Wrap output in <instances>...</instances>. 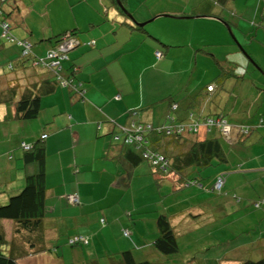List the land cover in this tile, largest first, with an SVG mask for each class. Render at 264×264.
<instances>
[{"label":"crops","instance_id":"crops-1","mask_svg":"<svg viewBox=\"0 0 264 264\" xmlns=\"http://www.w3.org/2000/svg\"><path fill=\"white\" fill-rule=\"evenodd\" d=\"M122 1L128 13L93 11L85 3L64 29L76 30L80 44L68 53L70 60L61 72L73 83H82L84 98L58 85L42 95V108L34 119H17L13 102L0 103V203L24 185L21 143L33 144L47 134L41 140L46 153L42 212L46 246L51 250L18 262L124 264V251L137 261L160 264H238L263 256L264 210L255 208L253 201L264 194V79L249 68L247 59L260 67V60L264 64V0ZM11 2L5 0L3 9L12 27L23 26L13 34L36 44L35 52H45L50 44L34 36L29 22L36 0L30 5L25 0ZM138 22H144L143 29L133 27ZM63 31L52 29L43 37ZM91 40L93 44H87ZM18 52L11 43L0 42V70L7 60L15 64L12 72L0 71V90L54 78L52 72L18 58ZM71 64L77 66L72 74ZM224 68L232 72L219 78ZM252 93L255 96L249 99ZM170 99L178 102L175 114L180 119L189 110L201 116L219 112L231 126L248 124L251 130L244 140L228 146L226 162L214 163L210 170L187 166L159 182L148 161L114 143L109 120L160 124ZM240 101L238 108L232 107ZM137 109L135 115L130 113ZM150 135L160 138L155 132ZM186 144L169 143L165 150L159 142V150L175 161ZM218 174L225 176L221 194L209 190ZM182 176L198 178L203 188L179 184ZM72 192L78 193L79 203L66 201L65 195ZM159 213L169 216L177 235L179 253L173 256L159 253L154 245ZM0 224L7 240L0 249L7 251L13 221L2 218ZM123 229L129 230L128 236ZM74 234L90 238L85 245L67 244Z\"/></svg>","mask_w":264,"mask_h":264},{"label":"trees","instance_id":"trees-1","mask_svg":"<svg viewBox=\"0 0 264 264\" xmlns=\"http://www.w3.org/2000/svg\"><path fill=\"white\" fill-rule=\"evenodd\" d=\"M115 5L119 6L115 0H112ZM122 4L124 2L120 0ZM3 2L0 0V9L2 10V15L0 17V21L8 24V32L6 35H2V26L0 25V38L4 42L11 43L19 49L18 58L23 60H30L31 66L43 69L45 71L52 72L54 78H47L45 81L35 82L33 84H28L26 86H21L19 83L15 85H11L10 87H6L5 89L0 90V103L6 102L15 104V117L17 119H34L38 116L41 111V99L42 95L46 93L52 92L56 86L62 85L61 80H66L65 87H69V92H73L74 94L79 95V99L84 98L85 88L82 87L81 82L73 83V78L68 75H62L63 72V64L70 60L68 53L74 49L76 46L80 44V40L75 36L77 33L74 29L64 30L59 34L54 35L51 38L41 37L39 40L44 41V43L50 44V46L45 50V52L39 54L34 51V44L29 39L24 37H17L12 32V22L7 17V13L3 9ZM143 25L134 24L133 27L135 29H143ZM68 33L70 36L75 37L78 42L76 46H74L71 50L67 52V59L61 61V67L56 70H52L49 66V57L48 54L52 51L58 50L59 43L61 42L62 36ZM157 39V38H154ZM92 41V40H91ZM88 41L87 44H93ZM94 42V41H92ZM7 44V43H6ZM161 56V52L157 50ZM156 52V51H155ZM156 55V54H155ZM157 56L156 57H160ZM4 71L12 72L15 70V64L11 60H7L3 63ZM6 68V69H5ZM71 73L77 71V66L75 64H71L69 67ZM224 74L219 76V78H224L225 75L232 72L229 68H224ZM60 78L58 79V76ZM212 85V84H211ZM213 86V85H212ZM208 87V86H207ZM206 89L208 90V88ZM209 91V90H208ZM19 96L16 98V95ZM119 98V95L115 96ZM176 104V108L173 109L172 105ZM179 105L173 99H170L168 110L165 114V119L163 122H166L167 114L170 113L172 116L177 111ZM140 109L131 110V114L135 115ZM185 118H179L174 115L175 123H188L192 119L203 120L206 116L197 115L193 110H189L186 112ZM140 115V114H139ZM211 118H223L229 124L230 122L227 118L221 113H214L211 115H207ZM133 117V116H132ZM132 121V122H131ZM129 124L123 125L117 123L115 120H109L114 127L111 133V139L114 143L122 144L128 146V151H132L135 153L136 158L140 161H148L153 168H155L156 175H159L156 178L160 182V178L167 177L172 171L180 173L186 169L188 166H195L200 168H205L207 166L213 165L214 163H224L227 161L228 155V146L232 145L235 141L244 140L246 135L250 132V127L248 124H238L236 127L230 125V130L227 134L223 133L220 126H213L210 130H206L201 127L199 131L196 133L192 130L185 129L180 133H172L166 134L164 131L159 130L156 125H153L150 122L131 120ZM108 122V121H107ZM162 122V123H163ZM137 123H149L152 124L151 129H146L144 133H142L144 143L141 141H137L135 135H133V142L128 141L127 137L129 136V132L134 124ZM157 124V125H161ZM242 128L245 130L243 131ZM208 133V135H202L204 133ZM232 131L235 133L234 138L231 134ZM155 132L160 136L158 139H152L151 133ZM214 132H217L214 133ZM219 133V135H218ZM197 134V135H196ZM201 134L199 137L198 135ZM47 135V134H46ZM186 135H194V138H184ZM205 136V137H204ZM44 138H41L43 140ZM185 139V140H183ZM40 139L30 144L29 148H24L22 143L20 145L23 148V168L25 169L24 175V185L19 192L12 194L7 201L4 203H0V219L7 218L13 221V237L9 242V250L4 251L0 249V264H20L19 259L26 257L28 255H34L41 252H46L51 250L46 246L45 235H44V225H43V212L42 206L45 198V147L43 141ZM165 141V142H164ZM186 144L185 152H179L173 158H176L175 161L171 160L170 157L163 150H159V142H161V146L165 145V150L169 143H177ZM148 149L151 152L158 153L162 155L166 160L167 164L164 167H160L159 165H155L151 162L149 158L143 156V150ZM127 151V152H128ZM133 156V155H132ZM134 156V160H136ZM136 163V161L134 162ZM217 178H221L223 180L222 186L217 189L215 188V182ZM179 184H186L188 186H195L198 188H203L201 181L198 178H188L186 179L184 176L179 177ZM156 181V182H158ZM225 183V176L223 174H218L215 176L209 190L214 193L221 194L223 191ZM75 195L77 200L71 201L70 196ZM264 194L259 198H256L253 201V206L255 208H261L264 210V204L260 203L261 199H263ZM65 199L70 204H77L80 202L79 195L77 192L68 193L65 195ZM101 222H104V219L101 218ZM158 236L154 241V245L159 253L164 255L173 256L179 253V246L177 243V235L175 230L171 224L170 218L166 213H159L156 218ZM124 230V229H123ZM129 231V230H128ZM124 234V231H123ZM125 235V234H124ZM129 235V234H128ZM125 235V236H128ZM74 238H77L76 240ZM90 237L85 234H74L68 237L67 244L69 245H85ZM7 240L3 234V226L0 224V244L6 243ZM122 259L124 264H160L157 262L151 261H137L130 251L122 252ZM238 264H264V255L255 258V259H245Z\"/></svg>","mask_w":264,"mask_h":264},{"label":"built area","instance_id":"built-area-1","mask_svg":"<svg viewBox=\"0 0 264 264\" xmlns=\"http://www.w3.org/2000/svg\"><path fill=\"white\" fill-rule=\"evenodd\" d=\"M2 2L5 0H1ZM2 10L0 9V17L2 15ZM0 25L2 26V35H6V33L8 32L9 28H8V24L5 22L0 21ZM77 41L75 39V37L70 36L68 33L64 34L62 36L61 42L59 43L58 46V50L56 51H52L51 53L48 54L49 57V66L52 70H56L57 68L61 67V61L66 60L67 59V52L69 50H71L74 46L77 45ZM92 43V41H91ZM155 54L157 56H160L159 52L156 51ZM58 79L60 78V75H57ZM62 85L67 84L66 80H61ZM212 85H208V90H212ZM172 108L175 109L176 108V104L172 105ZM175 115V114H174ZM174 115L172 116V114L168 113L167 117H166V122H163L161 125H156V127H158L159 130L164 131L166 134H172L174 133H180L181 131L185 130V129H189L194 131L195 133L197 131H199V129L201 127L205 128L207 131L210 130L211 127L213 126H220L221 130L223 131V133L227 134L230 130V124H228L226 122L225 119L219 117V118H211L206 116L203 120H199V119H192L190 120V122L188 123H175L174 121ZM152 124L149 123H137L134 124L133 127L131 128L130 132H129V136L127 137L128 141L133 142V135H135V138L137 139V141H141V143H144L145 141L143 140V136L142 133H144V131L146 129H151L152 128ZM243 131H245L242 128ZM146 132V131H145ZM46 134H43L41 136V138H45ZM22 146L24 148H29L30 144H26V143H22ZM143 156L146 158H149L151 160V162L155 165H159L160 167H164V165L167 164V160L162 156L159 155L158 153H154L151 152L150 150H148L147 148L143 150ZM223 184V180L221 178H217L216 182H215V188L219 189ZM71 201H76L77 198L75 195L70 196ZM264 204V197L263 199H261V202ZM124 234L128 235L129 231L128 229H124ZM75 240L77 238H74Z\"/></svg>","mask_w":264,"mask_h":264},{"label":"rangeland","instance_id":"rangeland-1","mask_svg":"<svg viewBox=\"0 0 264 264\" xmlns=\"http://www.w3.org/2000/svg\"><path fill=\"white\" fill-rule=\"evenodd\" d=\"M10 1H12L11 3H13L14 0H10ZM25 1L28 5H30V0H25ZM90 1H95V0H89V2ZM105 2L109 5V7H106V5L104 4ZM85 3L89 4V6H86L87 8L92 9L93 11L99 10L100 12L102 11L103 13L109 10L110 11L114 10L117 13L121 9V7L115 5L112 0H97V2L95 1V4H90L87 2V0H72L70 3H68L67 0H36L35 7L33 8L34 14L30 16L31 20L29 19V22L34 26L33 28L34 36H36L37 39H40L43 35H48V33L52 29L54 31L55 30L63 31L64 29H67L65 27H68L70 25L71 23L70 20L74 19V16H76L78 12L83 9L84 7L83 4ZM24 25L26 26L25 23ZM18 27L23 28V26H21L20 23H17V24H14V27L12 28V30H14L15 33H18L17 31ZM24 34L29 35V33H24ZM2 41L3 40H0V42ZM239 50H241V48H239ZM135 52H137V50H135ZM247 60L250 63L249 68H251L255 74L257 75L261 74L259 76L262 79H264V74L262 73L263 70L261 69V67H264V64L262 63V61L260 60V63L262 64V65L260 64L261 65L260 67L256 62L254 61L251 62L250 59H247ZM128 65H130V61ZM2 70L4 69H1L0 71ZM208 73L209 71L206 72V74ZM245 89H247V87H245ZM254 96H255V93H252L251 95L248 96V98L252 99ZM240 104H241V101L238 103L234 102L232 107L237 106L238 108ZM205 169L210 170L211 166L206 167ZM211 228L213 231L218 229L214 227H211ZM218 235L219 234H217V236ZM213 254H214L213 257H217L216 254L218 253L213 252Z\"/></svg>","mask_w":264,"mask_h":264},{"label":"water","instance_id":"water-1","mask_svg":"<svg viewBox=\"0 0 264 264\" xmlns=\"http://www.w3.org/2000/svg\"><path fill=\"white\" fill-rule=\"evenodd\" d=\"M116 1H117V3L119 4V6L121 7V9H122L124 12L128 13L127 10H126V8L124 7V5L121 3V1H120V0H116ZM138 24H140V25H144V22H143V23H138ZM226 27H227L228 31L230 32L232 38L235 40V37H234V35L232 34V32H231V30H230V26H229L228 23H226ZM236 43L238 44V42H236ZM238 45H239V44H238ZM239 47H240V46H239ZM240 48H241V47H240ZM241 49H242V51H244L243 48H241ZM249 59H250V58H249ZM250 60H251V62H253L252 59H250Z\"/></svg>","mask_w":264,"mask_h":264},{"label":"clouds","instance_id":"clouds-1","mask_svg":"<svg viewBox=\"0 0 264 264\" xmlns=\"http://www.w3.org/2000/svg\"><path fill=\"white\" fill-rule=\"evenodd\" d=\"M4 2V1H3ZM47 136V135H46Z\"/></svg>","mask_w":264,"mask_h":264}]
</instances>
